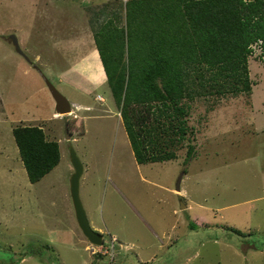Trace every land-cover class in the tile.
<instances>
[{"label": "rangeland", "instance_id": "obj_1", "mask_svg": "<svg viewBox=\"0 0 264 264\" xmlns=\"http://www.w3.org/2000/svg\"><path fill=\"white\" fill-rule=\"evenodd\" d=\"M114 17L124 25L119 0H0V264H264V58L256 48L248 59L251 95L191 102L193 157L185 161L184 141L176 158L139 164L106 81L71 67ZM46 81L69 114L55 113ZM23 124L59 144V163L35 183L11 132ZM70 144L83 165L82 207L111 259L91 254L78 226Z\"/></svg>", "mask_w": 264, "mask_h": 264}, {"label": "trees", "instance_id": "obj_2", "mask_svg": "<svg viewBox=\"0 0 264 264\" xmlns=\"http://www.w3.org/2000/svg\"><path fill=\"white\" fill-rule=\"evenodd\" d=\"M117 19L101 21L92 37L135 161L174 159L172 147L184 141L189 160L191 102L251 95L248 59L259 41L264 57V0H127L124 25ZM11 132L30 183L59 163V144L43 126Z\"/></svg>", "mask_w": 264, "mask_h": 264}, {"label": "water", "instance_id": "obj_3", "mask_svg": "<svg viewBox=\"0 0 264 264\" xmlns=\"http://www.w3.org/2000/svg\"><path fill=\"white\" fill-rule=\"evenodd\" d=\"M10 39L16 45L17 51L23 55V52L18 46V41L14 35H10ZM47 87L50 91V94L54 100V109L55 113L61 115H67L71 112V104L68 99L59 92V90L49 81H46ZM67 132V130H66ZM67 140H70V136L66 134ZM69 158L71 165L73 167V172L70 177V193L73 201V206L75 210V216L78 223L79 228L81 229L83 235L87 238V240L93 245H101L102 244V234L98 231H95L89 225L88 219L86 217L85 211L82 207L80 198H79V179L83 172V165L77 156L72 145H69ZM182 174L179 176L176 182V190L180 189V180Z\"/></svg>", "mask_w": 264, "mask_h": 264}, {"label": "crops", "instance_id": "obj_4", "mask_svg": "<svg viewBox=\"0 0 264 264\" xmlns=\"http://www.w3.org/2000/svg\"><path fill=\"white\" fill-rule=\"evenodd\" d=\"M74 45V43H73ZM37 54H35V58ZM72 70H75L82 77L86 78L92 84H99L106 81L104 69L96 49V46L89 47L86 52L82 53L71 65ZM86 108H89L86 106ZM2 122V121H1ZM43 178V177H42ZM49 232L55 233L54 229Z\"/></svg>", "mask_w": 264, "mask_h": 264}, {"label": "built area", "instance_id": "obj_5", "mask_svg": "<svg viewBox=\"0 0 264 264\" xmlns=\"http://www.w3.org/2000/svg\"><path fill=\"white\" fill-rule=\"evenodd\" d=\"M120 2H122L124 5H125V3H126V1L127 0H119ZM263 43H262V41H259L258 43H256V44H254L252 47L254 48V49H258V51H259V54L262 52V47H261V45H262ZM264 58V57H263ZM100 100H103V98L102 97H100L99 95L97 96ZM103 242V241H102ZM114 243H115V238L114 237H111L110 238V240H109V244H110V247L113 249V247H114ZM91 247H92V249H91V254H97V253H99V254H103V255H108V254H110V250H109V248H107V247H103L102 246V244L101 245H90ZM112 258V255L110 254V259Z\"/></svg>", "mask_w": 264, "mask_h": 264}]
</instances>
